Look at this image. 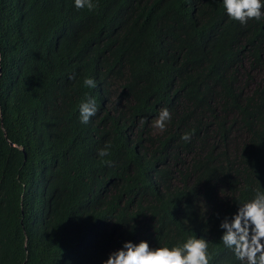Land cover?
<instances>
[{
	"label": "trees",
	"instance_id": "16d2710c",
	"mask_svg": "<svg viewBox=\"0 0 264 264\" xmlns=\"http://www.w3.org/2000/svg\"><path fill=\"white\" fill-rule=\"evenodd\" d=\"M94 3L0 0V264H102L125 241L191 237L209 264H246L219 225L264 191V17Z\"/></svg>",
	"mask_w": 264,
	"mask_h": 264
},
{
	"label": "clouds",
	"instance_id": "9594fccd",
	"mask_svg": "<svg viewBox=\"0 0 264 264\" xmlns=\"http://www.w3.org/2000/svg\"><path fill=\"white\" fill-rule=\"evenodd\" d=\"M226 13L232 19L246 24L249 20H261L264 17V4L261 0H223ZM77 9L94 10L97 5L94 0H74ZM84 84L95 88L96 81L86 78ZM98 111L94 98L89 97L79 106L80 121L87 124ZM171 119L168 109H163L155 122V126L163 131L166 122ZM185 141L191 139V133L181 137ZM107 156V147L99 152ZM111 164V161H105ZM224 229L221 240L231 248L236 256L246 264H264V191L257 190L251 200L238 204L237 211L231 220L225 218L220 222ZM208 242L202 238L191 237L182 245L174 247H150L141 240L139 243L125 241L123 246L108 255L102 264H209Z\"/></svg>",
	"mask_w": 264,
	"mask_h": 264
},
{
	"label": "rangeland",
	"instance_id": "374dc122",
	"mask_svg": "<svg viewBox=\"0 0 264 264\" xmlns=\"http://www.w3.org/2000/svg\"><path fill=\"white\" fill-rule=\"evenodd\" d=\"M254 77H255V78H258V77H259V73H255ZM242 79H243V76L241 77V81H242ZM155 122H156V121H155ZM155 122L152 123V131H153V132H156V131L159 130V129L155 126ZM238 139H239V137H238Z\"/></svg>",
	"mask_w": 264,
	"mask_h": 264
},
{
	"label": "water",
	"instance_id": "95a60500",
	"mask_svg": "<svg viewBox=\"0 0 264 264\" xmlns=\"http://www.w3.org/2000/svg\"><path fill=\"white\" fill-rule=\"evenodd\" d=\"M11 144H12V143H11ZM18 147H19V148H21V146H20V145H19Z\"/></svg>",
	"mask_w": 264,
	"mask_h": 264
}]
</instances>
